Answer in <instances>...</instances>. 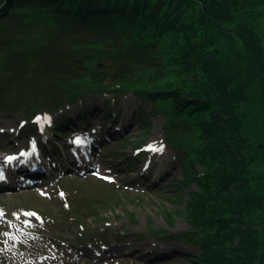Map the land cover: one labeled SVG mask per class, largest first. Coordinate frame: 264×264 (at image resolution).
<instances>
[{
    "label": "trees",
    "instance_id": "16d2710c",
    "mask_svg": "<svg viewBox=\"0 0 264 264\" xmlns=\"http://www.w3.org/2000/svg\"><path fill=\"white\" fill-rule=\"evenodd\" d=\"M129 91L163 116L176 185H196L188 228L148 233L197 244L182 264H264V0H0V110L29 120ZM83 197L76 240L121 241L88 221L106 200Z\"/></svg>",
    "mask_w": 264,
    "mask_h": 264
},
{
    "label": "rangeland",
    "instance_id": "374dc122",
    "mask_svg": "<svg viewBox=\"0 0 264 264\" xmlns=\"http://www.w3.org/2000/svg\"><path fill=\"white\" fill-rule=\"evenodd\" d=\"M107 97L110 98L108 103L104 102ZM87 103L89 111H83L80 117L78 115L80 106H73L57 111L54 118L61 120L64 116H68L72 119L70 125L71 131L74 130V132L76 129L73 127L79 129V127H83V124L86 126V122H90L92 125L89 126L88 130L79 132L83 139L89 143L96 135H100L101 138L105 135L109 136L107 130L114 117L116 118H114V123L121 126V133H118L126 136L123 139L115 140L114 144H112L114 141H110L106 144L103 143L104 146L101 148H99L101 145H98L96 150L92 151L93 159L96 160L95 165L98 164L104 168L98 175H75L72 176L73 178L69 176L65 179L67 180L65 186L72 194L76 191L101 194V198L105 199L106 203H102L103 205L95 203L94 206H99L97 207L99 211L95 215L90 213L88 219L90 225L101 231L106 228L121 230V234L129 237L121 240V242L110 243L106 247H97L90 243L81 245L75 242V236L81 227L78 222L74 223L75 225L71 224L72 220L67 218L70 200L67 199L64 190L59 189L58 186L52 188L50 185L42 188L0 192V211L3 212V215L0 216V264L4 261V255H9V252L17 251V255H21L22 252L18 250V246H15L13 241H24L25 249L34 246V242L32 244L34 236L26 233L24 238L20 239L19 225L12 224L13 219L23 217L25 213L33 211L46 212L54 218L51 222L53 230L45 231L46 233L52 237L54 233L60 232L67 239L59 243L61 246L57 251L63 250L65 254H70L71 251L78 254L80 250L90 253L89 259L84 260L85 264H140L142 262L139 259H144L146 252L154 255L175 244L178 249L185 252L193 255L199 254L200 250L197 245L161 242L148 233L149 230L167 229L174 232L187 229L188 222L178 211L184 210L189 199L188 192L196 188L195 184L182 188L176 185L177 179H182L181 163L178 162L177 150L172 146L168 135L164 132L163 119L160 114L152 111L149 103H141L140 109H137L138 101L135 100L131 92L121 96H112L111 94L104 97L100 96L96 99H88ZM136 113L142 114L150 124L145 127L137 119ZM20 118L0 110V130H2L0 131V158L6 153L16 152L21 148L25 149L26 153L31 154V152H35L30 147L31 143H42L47 139V136L56 141L55 136H52L53 130L50 120L46 131L40 134L37 131H32V121L29 120V122L21 124ZM124 124L128 125L127 131ZM141 130H144V135H142ZM138 139L144 140L148 146H162L163 151L152 152L151 158H147L144 154L135 156V143ZM69 142L71 143V140L62 141L58 139L59 151L55 154V158L63 157V154H60L63 150L68 156L70 155ZM113 146L117 151L123 153L121 159L105 156L107 148ZM87 147L85 146L83 150ZM47 148L51 150L49 144ZM83 150L80 151V160L83 158ZM124 158H130L131 161L133 158L137 159L134 160L132 169L128 165L129 162L123 161ZM67 162L69 159L65 163ZM11 173L14 174L13 169ZM142 174L149 175V178L143 175L144 179L139 181ZM107 175H110L113 180H106L104 177H108ZM156 179H161L163 184L159 186L160 184L155 182ZM19 182L16 180V184ZM61 193L64 195L62 196ZM168 212L172 214V224L166 218ZM39 223H42L41 218H39ZM45 232L36 231L34 234L41 236L39 240L44 242L45 238L50 237L47 234L44 235ZM67 241H70L71 244H68ZM72 247L81 249L78 252ZM45 249V252L50 251L48 247ZM180 257L181 255L175 254L174 257L162 260V262L157 261L155 264H182ZM25 261L33 262L29 255H26L21 262Z\"/></svg>",
    "mask_w": 264,
    "mask_h": 264
},
{
    "label": "snow or ice",
    "instance_id": "6c2138e0",
    "mask_svg": "<svg viewBox=\"0 0 264 264\" xmlns=\"http://www.w3.org/2000/svg\"><path fill=\"white\" fill-rule=\"evenodd\" d=\"M44 119H47V118H45V117H37V122L38 123H40L41 121H43ZM0 131H2V130H0ZM75 143H77V144H83L84 143V141L83 140H81L80 138H77L76 140H75ZM33 149H34V143H33ZM147 150L148 151H151V152H162L163 151V147L162 146H156V145H149V146H147ZM29 153H22V155H28ZM8 161H11V160H13V159H16V157H7L6 158ZM105 179H110L109 177H104ZM0 179H3V173H2V171H0ZM61 195L63 196L64 194L63 193H61ZM3 215V212L2 211H0V216H2ZM25 215L26 216H36L37 214L36 213H32V212H27V213H25Z\"/></svg>",
    "mask_w": 264,
    "mask_h": 264
},
{
    "label": "water",
    "instance_id": "95a60500",
    "mask_svg": "<svg viewBox=\"0 0 264 264\" xmlns=\"http://www.w3.org/2000/svg\"><path fill=\"white\" fill-rule=\"evenodd\" d=\"M259 146H260V147H262V146H263V144H259ZM263 160H264V157H263Z\"/></svg>",
    "mask_w": 264,
    "mask_h": 264
}]
</instances>
